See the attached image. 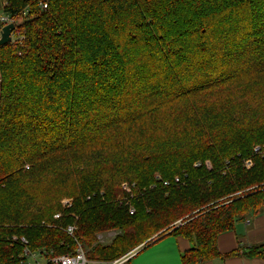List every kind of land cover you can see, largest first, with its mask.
Returning a JSON list of instances; mask_svg holds the SVG:
<instances>
[{
	"label": "trees",
	"instance_id": "obj_1",
	"mask_svg": "<svg viewBox=\"0 0 264 264\" xmlns=\"http://www.w3.org/2000/svg\"><path fill=\"white\" fill-rule=\"evenodd\" d=\"M2 1L22 20L0 47V264L167 235L183 264L240 255L217 243L264 215V0Z\"/></svg>",
	"mask_w": 264,
	"mask_h": 264
},
{
	"label": "crops",
	"instance_id": "obj_2",
	"mask_svg": "<svg viewBox=\"0 0 264 264\" xmlns=\"http://www.w3.org/2000/svg\"><path fill=\"white\" fill-rule=\"evenodd\" d=\"M264 244V215L245 222H238L233 231L222 234L218 238L217 247L221 255L240 250L236 257L217 258L200 264H264V260L251 258L244 254V250L255 245ZM191 248L189 241L172 235L155 242L149 247H143L130 264H148L149 261H164L166 264H183L181 254ZM159 250V251H157Z\"/></svg>",
	"mask_w": 264,
	"mask_h": 264
},
{
	"label": "built area",
	"instance_id": "obj_3",
	"mask_svg": "<svg viewBox=\"0 0 264 264\" xmlns=\"http://www.w3.org/2000/svg\"><path fill=\"white\" fill-rule=\"evenodd\" d=\"M44 7L46 8L47 6L45 5ZM16 20L17 19H11L10 17H6V16H2L0 18V21L4 24V26L7 24H10V23H13V24L19 23ZM20 20H22V18H20ZM13 39H14V33H12V41H13ZM55 218L58 219V218H60V216L56 215ZM73 231H74V228L69 227L68 232L70 234H73ZM22 243L27 244V241L23 238ZM136 252H137V250L129 253L128 255L124 256L123 258H121V259H119V260H117L111 264H124L125 262L130 260L135 255ZM25 256H27L28 261L25 262L24 264H105V263H100V262H95V261H88L86 258L85 251L81 246H79L77 248V250L74 254L55 257V258H51L48 260H44L40 257L39 254L31 253L29 251H25ZM37 257H38V259H37ZM47 262H49V263H47Z\"/></svg>",
	"mask_w": 264,
	"mask_h": 264
},
{
	"label": "rangeland",
	"instance_id": "obj_4",
	"mask_svg": "<svg viewBox=\"0 0 264 264\" xmlns=\"http://www.w3.org/2000/svg\"><path fill=\"white\" fill-rule=\"evenodd\" d=\"M3 6H4V4H3V1L2 0H0V18L2 17V16H4L5 15V13H4V11H3ZM17 22H20L21 20L20 19H17L16 20ZM17 24H19V23H17ZM256 152H258L259 150H260V147H255V149H254ZM243 164H244V168H246L247 170H250V169H252L253 167H254V162H253V160H246V161H244L243 162ZM121 189L123 190V192H125L127 195L125 196V198H124V200H126V205H130L131 203H130V200L133 198V193H132V190H133V187L129 184V183H123L122 185H121ZM71 202H72V200H70V199H64L63 201H62V204H67L68 206L67 207H70L71 206ZM131 207H133V205H130ZM66 207V208H67ZM134 208V207H133ZM133 208H131L130 209V214L132 215L133 213H134V209ZM133 212V213H132ZM56 219V218H55ZM120 233V231H110V232H105V233H101V234H99L98 235V241L102 244V243H104V244H107V243H109V242H111L118 234ZM144 246V244H142L141 246H139V247H137L136 249H134V250H132V251H130V252H128V254L129 253H131V252H133V251H135V250H137V251H139L142 247ZM86 254V253H85ZM128 254H126V255H128ZM125 255V256H126ZM124 257V256H123ZM122 257V258H123ZM87 258V257H86ZM37 259H38V257H37ZM88 260V259H87ZM119 260V259H118ZM89 261V260H88ZM117 261V260H116ZM115 262V261H114ZM111 263H113V262H110V263H105V264H111Z\"/></svg>",
	"mask_w": 264,
	"mask_h": 264
},
{
	"label": "water",
	"instance_id": "obj_5",
	"mask_svg": "<svg viewBox=\"0 0 264 264\" xmlns=\"http://www.w3.org/2000/svg\"><path fill=\"white\" fill-rule=\"evenodd\" d=\"M20 24H7L5 25L1 32H0V47L5 46L12 42V33L16 29V27H19Z\"/></svg>",
	"mask_w": 264,
	"mask_h": 264
},
{
	"label": "snow or ice",
	"instance_id": "obj_6",
	"mask_svg": "<svg viewBox=\"0 0 264 264\" xmlns=\"http://www.w3.org/2000/svg\"><path fill=\"white\" fill-rule=\"evenodd\" d=\"M159 251V250H157ZM148 264H166L164 261H149Z\"/></svg>",
	"mask_w": 264,
	"mask_h": 264
},
{
	"label": "clouds",
	"instance_id": "obj_7",
	"mask_svg": "<svg viewBox=\"0 0 264 264\" xmlns=\"http://www.w3.org/2000/svg\"><path fill=\"white\" fill-rule=\"evenodd\" d=\"M3 27H4V26H3ZM3 27H2V28H3ZM1 30H2V29H1ZM0 32H1V31H0Z\"/></svg>",
	"mask_w": 264,
	"mask_h": 264
}]
</instances>
